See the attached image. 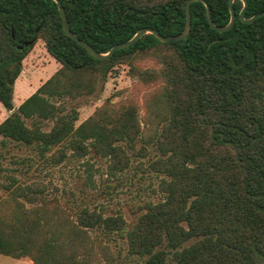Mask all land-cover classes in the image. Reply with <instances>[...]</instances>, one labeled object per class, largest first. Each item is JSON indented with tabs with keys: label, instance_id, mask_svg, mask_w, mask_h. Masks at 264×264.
<instances>
[{
	"label": "trees",
	"instance_id": "16d2710c",
	"mask_svg": "<svg viewBox=\"0 0 264 264\" xmlns=\"http://www.w3.org/2000/svg\"><path fill=\"white\" fill-rule=\"evenodd\" d=\"M72 31L98 51L108 52L142 27L164 35L182 32L187 0H61ZM217 25L230 21L229 0H207ZM220 32L210 25L203 2L191 3L192 28L184 39L162 42L146 33L108 59L95 58L63 28L55 0H0V102L10 114L0 138L46 152L64 145L77 155L96 152L117 158L122 142L154 140L162 157L152 166L166 173L164 198L147 202L129 226L121 214L83 206L76 219L26 207L39 187L9 176L0 181V253L29 256L35 264H116L106 239L125 238L128 252L146 264H264V15L240 19ZM264 10L248 0L245 17ZM38 39L61 67L18 106L14 85L22 62ZM155 53L161 68H136L132 59ZM129 62L140 80L164 81L151 101L150 133L132 104L98 108L76 125L79 111L61 112L56 96L95 90L119 63ZM51 119L50 130L27 119ZM64 155V153H62ZM0 165V170H2ZM96 234L93 236L92 233Z\"/></svg>",
	"mask_w": 264,
	"mask_h": 264
},
{
	"label": "rangeland",
	"instance_id": "374dc122",
	"mask_svg": "<svg viewBox=\"0 0 264 264\" xmlns=\"http://www.w3.org/2000/svg\"><path fill=\"white\" fill-rule=\"evenodd\" d=\"M136 68H161L155 53L140 54L132 59ZM59 63L47 51L43 39H38L22 62V71L14 85V103L19 105L33 94L59 68ZM164 81L157 79L146 83L138 77L129 62L117 64L106 78L100 79L95 90L78 96H56L52 100L61 112L72 108L79 111L76 125L89 118L98 108L136 105L141 127L150 133V104L161 92ZM10 111L0 102V122ZM40 123L50 130L54 121L27 119L32 125ZM123 169L115 163L117 158L102 155L93 148L85 155H77L64 145L52 146L41 152L37 146L0 138V181L8 182L9 176L22 185L32 184L42 191L34 203L25 196L19 199L26 207L46 208L50 213L76 219L77 210L83 206L102 211L106 215L121 214L129 226L133 225L147 202L164 198L161 190L166 173L155 169L152 163L162 157V152L153 141L137 138L135 143L122 142ZM64 153V155H62ZM2 199L10 197L1 190ZM96 233L93 232L94 236ZM116 264H146L145 257L128 252L125 238L113 233L106 239ZM0 264H35L29 256L19 258L0 253ZM171 264H175L174 261Z\"/></svg>",
	"mask_w": 264,
	"mask_h": 264
},
{
	"label": "water",
	"instance_id": "95a60500",
	"mask_svg": "<svg viewBox=\"0 0 264 264\" xmlns=\"http://www.w3.org/2000/svg\"><path fill=\"white\" fill-rule=\"evenodd\" d=\"M55 1L57 2L58 8H59V12H60V16L62 19V24H63L64 30L67 32V34L70 37H72L73 39L78 41V43H80L82 46H84L97 59H108V58H110L117 49L126 48V47L131 46L133 43L138 41L146 33L154 34L162 42H171V41H176V40H181V39L186 38L191 33V28H192L191 3L193 1H201L205 4L206 9H207V18H208V21L210 22V25L212 26V28H214L220 32H224V31L231 29L233 27V25L235 24L236 17H237V14H236V11L234 8V0H229V8H230V12H231V18H230V21L225 25H217L214 22L213 17H212L211 6L207 0H187L186 5H185L186 25H185L184 30L182 32H180L179 34L167 36V35H164L163 33H161L157 28L146 26V27L140 28L134 34V36L132 38H130L129 40L115 44L108 52H101V51H98L97 49H95V47L92 46L86 40L81 39L78 35H76L72 31V29L70 27V23H69V19L67 16L66 9H65L62 1L61 0H55ZM242 1H243V7H242L240 14H239L241 20H243L245 22H251L254 19H256L257 17L264 15V10H263V11L255 14L254 16L250 17V18H246L245 17V10L248 6V0H242Z\"/></svg>",
	"mask_w": 264,
	"mask_h": 264
},
{
	"label": "crops",
	"instance_id": "0c3cea01",
	"mask_svg": "<svg viewBox=\"0 0 264 264\" xmlns=\"http://www.w3.org/2000/svg\"><path fill=\"white\" fill-rule=\"evenodd\" d=\"M15 106H18V105L15 104Z\"/></svg>",
	"mask_w": 264,
	"mask_h": 264
}]
</instances>
